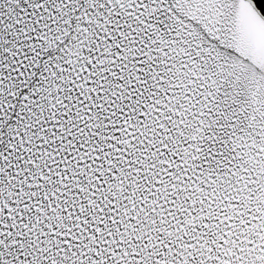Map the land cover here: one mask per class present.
Segmentation results:
<instances>
[{
	"label": "snow or ice",
	"instance_id": "1",
	"mask_svg": "<svg viewBox=\"0 0 264 264\" xmlns=\"http://www.w3.org/2000/svg\"><path fill=\"white\" fill-rule=\"evenodd\" d=\"M0 264H264L257 0H0Z\"/></svg>",
	"mask_w": 264,
	"mask_h": 264
},
{
	"label": "trees",
	"instance_id": "2",
	"mask_svg": "<svg viewBox=\"0 0 264 264\" xmlns=\"http://www.w3.org/2000/svg\"><path fill=\"white\" fill-rule=\"evenodd\" d=\"M257 4L262 8V10H264V4H261V0H257Z\"/></svg>",
	"mask_w": 264,
	"mask_h": 264
}]
</instances>
